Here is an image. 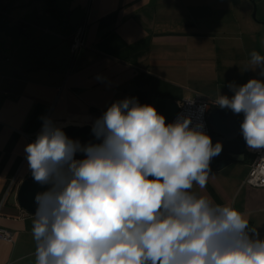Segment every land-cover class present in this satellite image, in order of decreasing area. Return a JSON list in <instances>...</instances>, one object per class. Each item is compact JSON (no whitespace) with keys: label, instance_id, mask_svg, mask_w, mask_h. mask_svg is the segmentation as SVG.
<instances>
[{"label":"crops","instance_id":"crops-1","mask_svg":"<svg viewBox=\"0 0 264 264\" xmlns=\"http://www.w3.org/2000/svg\"><path fill=\"white\" fill-rule=\"evenodd\" d=\"M253 51L264 55V0H0V230L11 234L0 264H35V216L15 194L42 117L93 125L140 82L153 99L177 103L231 97L229 84L264 81L248 68ZM226 161L192 191L238 209L264 239V189L243 184L251 158Z\"/></svg>","mask_w":264,"mask_h":264},{"label":"clouds","instance_id":"clouds-1","mask_svg":"<svg viewBox=\"0 0 264 264\" xmlns=\"http://www.w3.org/2000/svg\"><path fill=\"white\" fill-rule=\"evenodd\" d=\"M248 68L264 77V55L253 51ZM229 88L215 105L243 113L246 145L264 148V81ZM42 120L24 148L33 179L51 185L35 197V264H264V239L245 215L192 191L206 187L223 147L203 121L166 124L154 106L126 98L94 121L101 142L82 145Z\"/></svg>","mask_w":264,"mask_h":264},{"label":"water","instance_id":"water-1","mask_svg":"<svg viewBox=\"0 0 264 264\" xmlns=\"http://www.w3.org/2000/svg\"><path fill=\"white\" fill-rule=\"evenodd\" d=\"M152 106H154L159 114L164 115L166 124L170 123L178 110L177 101L171 99L155 98ZM104 112H99L95 115V120L103 115ZM243 114H235L230 109H213L207 117L209 127L208 135L212 139L213 145L216 142H221L222 151L230 160L240 163L246 156L245 140L243 138L240 125L243 122ZM94 120V121H95ZM65 134L73 139L78 140L82 145L88 143H100L92 133V125H67L62 127ZM76 159H84V153H76ZM217 156L213 157L210 162L212 171L221 170L227 166V161L216 162ZM51 185H41L36 182L29 171L28 176L19 184L15 199L19 209L30 216H34L37 203L35 197L38 193L47 191Z\"/></svg>","mask_w":264,"mask_h":264},{"label":"built area","instance_id":"built-area-1","mask_svg":"<svg viewBox=\"0 0 264 264\" xmlns=\"http://www.w3.org/2000/svg\"><path fill=\"white\" fill-rule=\"evenodd\" d=\"M30 1H46L52 0H30ZM82 47V29L75 35L71 43V53L75 55L76 51ZM204 106V110L201 112V107ZM219 108L215 105V101L206 99L204 97H195L192 100L181 101L178 103V110L170 123L174 122L178 115L191 116L193 125L199 121L204 123V131L209 133V127L207 123V117L211 110ZM37 137V135H36ZM36 137L32 139L35 141ZM245 152L251 158V165L248 175L243 181L244 185L252 188L264 189V148L250 149L245 142ZM11 234L7 231L0 230V240L10 241Z\"/></svg>","mask_w":264,"mask_h":264},{"label":"trees","instance_id":"trees-1","mask_svg":"<svg viewBox=\"0 0 264 264\" xmlns=\"http://www.w3.org/2000/svg\"><path fill=\"white\" fill-rule=\"evenodd\" d=\"M142 89L130 94L128 98H136L140 104H150L152 105L153 97L150 95L148 91L147 83L140 82ZM228 157L225 153L221 152L219 156H217L216 162L226 161Z\"/></svg>","mask_w":264,"mask_h":264},{"label":"rangeland","instance_id":"rangeland-1","mask_svg":"<svg viewBox=\"0 0 264 264\" xmlns=\"http://www.w3.org/2000/svg\"><path fill=\"white\" fill-rule=\"evenodd\" d=\"M255 11H254V8H253V11H252V13H254ZM256 13V12H255Z\"/></svg>","mask_w":264,"mask_h":264}]
</instances>
